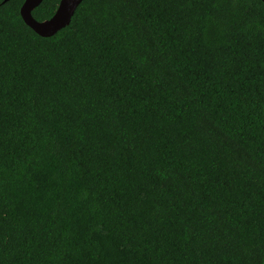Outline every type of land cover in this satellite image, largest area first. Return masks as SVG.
Masks as SVG:
<instances>
[{
	"label": "trees",
	"instance_id": "16d2710c",
	"mask_svg": "<svg viewBox=\"0 0 264 264\" xmlns=\"http://www.w3.org/2000/svg\"><path fill=\"white\" fill-rule=\"evenodd\" d=\"M24 1L0 0V264H264V2L83 0L42 37Z\"/></svg>",
	"mask_w": 264,
	"mask_h": 264
},
{
	"label": "water",
	"instance_id": "95a60500",
	"mask_svg": "<svg viewBox=\"0 0 264 264\" xmlns=\"http://www.w3.org/2000/svg\"><path fill=\"white\" fill-rule=\"evenodd\" d=\"M43 0H25L21 9V17L33 31L42 37H52L60 30L68 26L78 5L83 0H60L55 14L48 20L38 21L32 11L40 5ZM264 2V0H262Z\"/></svg>",
	"mask_w": 264,
	"mask_h": 264
}]
</instances>
